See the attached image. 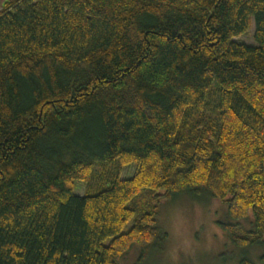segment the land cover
I'll use <instances>...</instances> for the list:
<instances>
[{"label":"trees","instance_id":"16d2710c","mask_svg":"<svg viewBox=\"0 0 264 264\" xmlns=\"http://www.w3.org/2000/svg\"><path fill=\"white\" fill-rule=\"evenodd\" d=\"M251 20L255 46L235 42ZM182 195L250 220L220 226L264 264V0L5 2L0 264H120L133 246L145 263L159 202Z\"/></svg>","mask_w":264,"mask_h":264},{"label":"rangeland","instance_id":"374dc122","mask_svg":"<svg viewBox=\"0 0 264 264\" xmlns=\"http://www.w3.org/2000/svg\"><path fill=\"white\" fill-rule=\"evenodd\" d=\"M8 0H0V11ZM254 21L249 30L234 41L247 46H255ZM136 171L135 166H127L121 173V180L130 179ZM75 193L85 194L86 186L75 183ZM238 224L243 229L251 228V221L235 222L228 218L226 207L215 199H194L188 195L173 199H162L157 208V223L166 233L167 238L161 253H153L145 263H139L141 249L133 246L123 256L120 264H237L246 255L255 264L263 254L262 249L255 247L241 249L229 240L220 223ZM131 222L124 229H129Z\"/></svg>","mask_w":264,"mask_h":264}]
</instances>
